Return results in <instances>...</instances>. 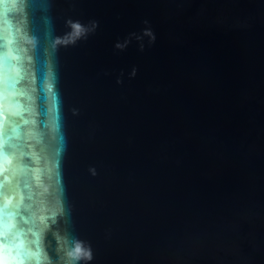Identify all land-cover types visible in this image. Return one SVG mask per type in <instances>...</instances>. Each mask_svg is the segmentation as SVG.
Wrapping results in <instances>:
<instances>
[{
    "label": "water",
    "instance_id": "water-1",
    "mask_svg": "<svg viewBox=\"0 0 264 264\" xmlns=\"http://www.w3.org/2000/svg\"><path fill=\"white\" fill-rule=\"evenodd\" d=\"M0 127L7 264H264V0H0Z\"/></svg>",
    "mask_w": 264,
    "mask_h": 264
},
{
    "label": "snow or ice",
    "instance_id": "snow-or-ice-1",
    "mask_svg": "<svg viewBox=\"0 0 264 264\" xmlns=\"http://www.w3.org/2000/svg\"><path fill=\"white\" fill-rule=\"evenodd\" d=\"M2 135H3V130H2V127H0V136H2ZM11 147L15 148L16 145L13 144ZM3 150H4L3 149V140L0 139V156L3 155ZM0 171H3L2 162H0ZM25 171H26V168H25ZM24 187L25 188L28 187L27 178H25V180H24ZM22 201H23V197H21V199L16 202V204L13 206V210L9 211L7 213H5V208L7 207L8 204L11 203V200L7 199L4 205H0V223L3 222V217L5 214L10 218H15L16 216L20 215L19 210L21 208ZM23 207L25 209H31L32 206L30 204H26V205H23ZM33 223H35V222H33ZM28 231L31 232L32 228H29ZM3 236H4V234H3L2 230H0V264H7V261L4 260L3 254H2L4 245H5ZM79 258L80 257H74L71 261V264H76V260ZM45 259H47L46 256H45Z\"/></svg>",
    "mask_w": 264,
    "mask_h": 264
}]
</instances>
